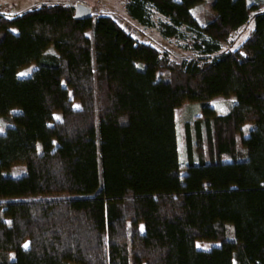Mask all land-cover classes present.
<instances>
[{"label": "trees", "instance_id": "obj_1", "mask_svg": "<svg viewBox=\"0 0 264 264\" xmlns=\"http://www.w3.org/2000/svg\"><path fill=\"white\" fill-rule=\"evenodd\" d=\"M75 5L0 9V264H264V0H126L164 38L194 33L180 59ZM218 96L235 97L225 114ZM186 103L204 120L198 158L186 123L182 173Z\"/></svg>", "mask_w": 264, "mask_h": 264}, {"label": "rangeland", "instance_id": "obj_2", "mask_svg": "<svg viewBox=\"0 0 264 264\" xmlns=\"http://www.w3.org/2000/svg\"><path fill=\"white\" fill-rule=\"evenodd\" d=\"M1 7L6 9L8 15H14L16 13L25 11L27 9L33 8L43 3H82L88 5L92 8V11H95V15L107 12L112 14L118 23L122 25L128 32L139 40L151 42L158 46L162 51L168 50L173 57L183 58L186 56L194 55L195 52L192 49V40L194 39V33L187 29L183 28L184 36L178 38H164L157 30L156 27H147L141 25L131 19L125 10L126 0H0ZM13 1V3H12ZM255 0H248L249 3L254 2ZM1 9V8H0ZM194 16L198 19L201 24H204L209 14L212 13L211 6L208 1L197 4L193 9ZM158 20V15L154 17ZM254 26V20L251 19L248 24H246L242 29L238 30L232 36V39L228 42L222 44L223 48L236 49L241 46L243 41L248 37ZM36 63H31L29 66L24 67L19 71V76L26 77L32 73L36 68ZM25 74V75H22ZM235 101L234 96L224 97L218 96L211 101V105L215 108L217 113L225 114L229 111L230 106ZM18 111V109H15ZM178 131H179V145H180V155L182 163V173L186 172V166L188 163V153L186 145V131L185 126L189 121L191 122L192 134H193V150L196 158L200 154V146L196 136L195 130V121L197 119L204 120V114L202 112V107L200 103H186V105L179 108L176 112ZM8 126V121L0 117V127L2 131ZM248 127H253V125H248ZM201 146L204 150H207V134L204 135V141H202ZM224 159L228 160L229 156L224 155ZM24 171V168L17 166L12 169L14 175H19ZM233 236L232 231L230 233ZM220 243L216 241H197V245L201 248H211L212 246H218ZM26 245H29L27 242ZM237 264V262H235Z\"/></svg>", "mask_w": 264, "mask_h": 264}, {"label": "water", "instance_id": "obj_3", "mask_svg": "<svg viewBox=\"0 0 264 264\" xmlns=\"http://www.w3.org/2000/svg\"><path fill=\"white\" fill-rule=\"evenodd\" d=\"M93 15L92 8L88 5L78 3L75 5V18L85 19Z\"/></svg>", "mask_w": 264, "mask_h": 264}, {"label": "snow or ice", "instance_id": "obj_4", "mask_svg": "<svg viewBox=\"0 0 264 264\" xmlns=\"http://www.w3.org/2000/svg\"><path fill=\"white\" fill-rule=\"evenodd\" d=\"M22 75H25V74H22ZM0 131H2V129H0ZM28 247V245H25V248H27ZM198 247H199V245H198Z\"/></svg>", "mask_w": 264, "mask_h": 264}, {"label": "crops", "instance_id": "obj_5", "mask_svg": "<svg viewBox=\"0 0 264 264\" xmlns=\"http://www.w3.org/2000/svg\"><path fill=\"white\" fill-rule=\"evenodd\" d=\"M1 3H2V2L0 1V8H2V7H1ZM12 3H13V1H12Z\"/></svg>", "mask_w": 264, "mask_h": 264}]
</instances>
